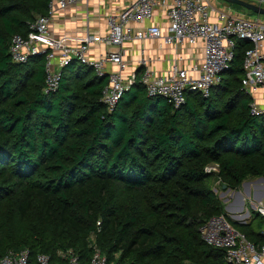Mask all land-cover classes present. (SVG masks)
<instances>
[{
    "label": "trees",
    "instance_id": "trees-1",
    "mask_svg": "<svg viewBox=\"0 0 264 264\" xmlns=\"http://www.w3.org/2000/svg\"><path fill=\"white\" fill-rule=\"evenodd\" d=\"M48 2L0 0V254L63 264L72 251L89 264L96 247L107 264H228L199 229L225 216L209 179L237 190L264 178V112L251 113L241 86L250 44L234 39L207 98L187 92L175 109L136 81L108 112L90 68L71 62L45 93L43 56L11 62V37ZM263 231L259 215L239 230L259 248Z\"/></svg>",
    "mask_w": 264,
    "mask_h": 264
},
{
    "label": "built area",
    "instance_id": "built-area-1",
    "mask_svg": "<svg viewBox=\"0 0 264 264\" xmlns=\"http://www.w3.org/2000/svg\"><path fill=\"white\" fill-rule=\"evenodd\" d=\"M89 0H49L45 15L27 23L26 35L14 34L9 43L8 55L12 63L25 64L31 57H44V92H55L60 85L62 69L71 62L90 68L97 77L105 79L100 102L111 112L121 96L137 81L148 97H160L177 109L185 103L187 92H197L207 98L213 88L221 83L234 55V39L250 44L242 60V90L247 96L264 89V21L245 17L209 0H133L119 12L104 16V33L86 31L81 37H54L50 24L57 11H64L79 2ZM264 0H256L262 7ZM161 17L164 27L148 24ZM165 30V33L162 30ZM143 40H160L162 46H189L201 44V63L182 67L178 58L166 74H156L141 49L136 66L128 69L124 59V45ZM73 42V45L69 44ZM93 46H103V53L91 58ZM111 66L115 67L110 69ZM251 113L264 112L253 101ZM211 172V166L206 168ZM255 212L264 220V201ZM234 213L236 222L244 219ZM244 215V214H243ZM245 216V215H244ZM207 245L223 249L228 264H264V245L260 248L236 230L224 215L210 217L199 229ZM264 233V231H263ZM63 264H79L72 252L60 253ZM0 264H57L45 254H37L30 262L27 249L0 254ZM89 264H107L105 256L94 247Z\"/></svg>",
    "mask_w": 264,
    "mask_h": 264
},
{
    "label": "crops",
    "instance_id": "crops-1",
    "mask_svg": "<svg viewBox=\"0 0 264 264\" xmlns=\"http://www.w3.org/2000/svg\"><path fill=\"white\" fill-rule=\"evenodd\" d=\"M131 1L133 0H89L87 3L79 2L77 5L68 7L64 11H57L50 24L52 36L57 38L62 36L77 38L83 36L86 31L104 33L106 31L104 16L119 12ZM209 1L213 4L217 3L215 0ZM243 1L253 4L256 2V0ZM234 13L242 15L235 11ZM163 22L161 17L156 16L151 22L145 25L154 24L164 27ZM162 32L165 33V30L163 29ZM69 44L73 45V42H69ZM124 48L123 57L128 63V69L133 70L135 68L140 50L142 49L145 58L149 61V68L156 74H166L178 58H182L179 64L187 68L194 64L199 65L202 59L200 43L196 44V46H189L186 43L177 46H162L160 40H143L125 44ZM103 51V46H93L89 55L91 58H94L103 53ZM110 69L115 70V67L111 66ZM250 100L264 111V89H260L251 95ZM243 183L245 185H242V192L241 190L237 191L240 196L237 195L236 190L230 189L225 193L227 195L225 199L228 201L226 211L231 213V215L234 213L242 214L241 216L245 218L239 220V222L247 224L253 218L247 211L243 213V208L249 205L255 211L256 206L264 201V181L258 178L244 181ZM255 215L258 216L257 213Z\"/></svg>",
    "mask_w": 264,
    "mask_h": 264
},
{
    "label": "rangeland",
    "instance_id": "rangeland-1",
    "mask_svg": "<svg viewBox=\"0 0 264 264\" xmlns=\"http://www.w3.org/2000/svg\"><path fill=\"white\" fill-rule=\"evenodd\" d=\"M215 1H217V3H214L215 6L216 5L219 6L221 4L224 7H228L231 11H233V12L235 11V12H237L239 14L244 15L245 17L259 18L260 20L264 21V16H257L256 14H254V13H252V12H250V11L240 7V6L233 5V4H227V3L222 2L221 0H215ZM262 7H264V4H262ZM91 76L92 77L95 76V73L93 71L91 72ZM211 172H212L213 175H216L217 174V167L212 165L211 166ZM258 178H262V177H258ZM258 178H248L245 181L255 180V179H258ZM206 184L215 193V195L217 196L219 203L222 205V210H223L225 216L229 219L231 225L236 230L239 231L241 229V227L243 225H245V224L232 220L230 218L231 213L226 211L228 201H226V199H225L226 196H227L225 193L228 192L230 189L226 188V186H225V189H223L224 185L221 183V181L218 178H216V176L212 177L211 179H209L206 182ZM242 189H243V186L241 184L238 187V190H236V192L239 191V190H241V192H242ZM246 211L252 216V218H255L257 216V215H255L256 212L254 210H252L249 205L246 206L245 208H243V213H245Z\"/></svg>",
    "mask_w": 264,
    "mask_h": 264
},
{
    "label": "water",
    "instance_id": "water-1",
    "mask_svg": "<svg viewBox=\"0 0 264 264\" xmlns=\"http://www.w3.org/2000/svg\"><path fill=\"white\" fill-rule=\"evenodd\" d=\"M227 4H233V5H237L240 6L254 14H256L257 16H264V8H261L253 3H249V2H245L243 0H221ZM259 180L264 181V178H259ZM243 186L245 185L244 183L242 184ZM223 189H225V185L223 186ZM237 195L240 196L239 192H237Z\"/></svg>",
    "mask_w": 264,
    "mask_h": 264
}]
</instances>
